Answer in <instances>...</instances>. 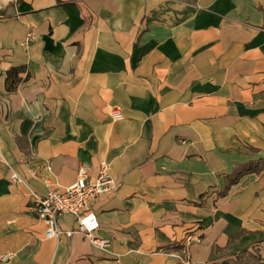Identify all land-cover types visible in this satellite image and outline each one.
Masks as SVG:
<instances>
[{"label": "crops", "instance_id": "crops-1", "mask_svg": "<svg viewBox=\"0 0 264 264\" xmlns=\"http://www.w3.org/2000/svg\"><path fill=\"white\" fill-rule=\"evenodd\" d=\"M101 161L116 182L93 205L108 248L46 238L31 193ZM6 252L0 264H264V0H0Z\"/></svg>", "mask_w": 264, "mask_h": 264}, {"label": "built area", "instance_id": "built-area-1", "mask_svg": "<svg viewBox=\"0 0 264 264\" xmlns=\"http://www.w3.org/2000/svg\"><path fill=\"white\" fill-rule=\"evenodd\" d=\"M31 39V35L26 38L27 41ZM110 117L119 120L122 118V113L115 108L110 112ZM89 171V167L80 165L77 168L74 183L63 189L52 188L44 195L37 192H32L31 195L35 202L36 215L47 225L46 238L79 233L92 245L105 251L109 242L95 236L99 224L93 211V205L103 195L113 192L116 189V182L111 177L108 163L105 161L99 163L95 176H91ZM11 179L14 182H23V179L15 172L12 173ZM63 214H72L75 217V227L72 230L62 231L58 227L57 218ZM191 239L192 236L189 235L187 241ZM12 257L13 254L10 252L0 253V263L8 262ZM186 263L190 262L186 260Z\"/></svg>", "mask_w": 264, "mask_h": 264}, {"label": "trees", "instance_id": "trees-1", "mask_svg": "<svg viewBox=\"0 0 264 264\" xmlns=\"http://www.w3.org/2000/svg\"><path fill=\"white\" fill-rule=\"evenodd\" d=\"M26 72V68L24 66H16L12 67L7 71L6 78H5V88L6 91L12 92L15 91L19 84L24 80L20 73ZM27 77V73L25 78ZM260 163L259 162H249L244 165H240L236 167L231 174L226 176L227 184L231 185L238 181L239 177H241L243 174L255 171L259 168ZM220 264H233L230 261H223Z\"/></svg>", "mask_w": 264, "mask_h": 264}]
</instances>
